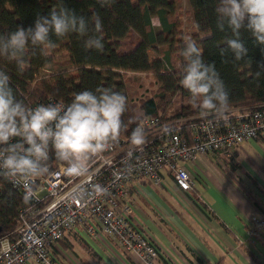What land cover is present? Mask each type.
<instances>
[{
    "label": "trees",
    "instance_id": "obj_1",
    "mask_svg": "<svg viewBox=\"0 0 264 264\" xmlns=\"http://www.w3.org/2000/svg\"><path fill=\"white\" fill-rule=\"evenodd\" d=\"M191 11L193 28L189 35L179 29V16L174 0H113L101 7L97 0H65L68 7L77 14L90 20L99 14L102 31L98 33L105 45L103 51L84 47V38L71 34L64 38L53 37L56 47L50 50L40 48L27 51L26 62L20 66L15 61L0 57V71L10 77L11 86L18 99L27 106L38 99L51 97L68 104L74 94L83 91H95L98 87H111L127 97V111L122 117L127 125L120 138H130L131 131L137 127L136 113L145 116H162L169 119L179 116H191L200 111L190 102V93L180 83L182 75L169 76L155 73L152 76L155 92L152 96L130 100L125 86L123 73H149L150 63L147 52L159 48L160 57L174 73L182 71L181 50L188 39H193L202 49L203 57L214 62L221 79L229 92V108L253 107L264 104V51L256 45L250 33L243 38L248 48L251 62H233L231 55L222 57L220 49L224 47L225 37L230 32L217 29L215 7L217 0H186ZM58 0H0V34L14 31L17 25L25 28L32 26L37 14L46 15L57 6ZM151 18L158 21V29L151 25ZM130 33L137 36V44L132 50L118 51ZM175 61V63L172 62ZM64 61L72 69L39 77L41 70ZM179 94L181 110L168 114L169 99ZM28 203L23 196L14 191L7 180L0 178V236L13 231L18 223L20 209ZM74 242L89 252L78 237ZM57 243L63 250H72V245L63 237ZM89 254H91L89 252ZM56 257V259L54 258ZM53 254L54 264H58ZM253 264H264V259L251 257ZM208 264V263H206Z\"/></svg>",
    "mask_w": 264,
    "mask_h": 264
},
{
    "label": "clouds",
    "instance_id": "obj_2",
    "mask_svg": "<svg viewBox=\"0 0 264 264\" xmlns=\"http://www.w3.org/2000/svg\"><path fill=\"white\" fill-rule=\"evenodd\" d=\"M113 0H97L101 7ZM217 29L230 32L225 37L220 55H231L233 62H251L243 34L250 33L256 45L264 51V0H217L214 9ZM103 25L99 14L90 20L68 7L65 0L46 15L37 14L34 24L0 34V57L22 66L27 51L56 47L59 39L77 34L84 38V47L103 51L105 45L98 33ZM182 79L180 83L190 93V102L204 116L224 114L229 109L230 96L214 62L204 59L202 49L188 39L181 50ZM256 72V76L264 73ZM11 77L0 71V178L23 188L24 202L36 195L34 179L48 173L50 153L63 165L65 175L73 178L90 176L93 158L109 152L119 143L127 125L122 117L127 111V97L111 87H98L74 94L68 104L50 103L29 107L17 98ZM145 130L135 127L130 143L135 149L146 144ZM132 152L128 153L131 157ZM108 195V189L94 184L81 189L76 197L85 200Z\"/></svg>",
    "mask_w": 264,
    "mask_h": 264
},
{
    "label": "built area",
    "instance_id": "obj_3",
    "mask_svg": "<svg viewBox=\"0 0 264 264\" xmlns=\"http://www.w3.org/2000/svg\"><path fill=\"white\" fill-rule=\"evenodd\" d=\"M165 68L169 76L182 75V71ZM50 103L62 102L45 97L29 107ZM136 117L137 127L145 130L147 142L142 150L135 149L130 138H120L109 152L91 160L89 177L65 175L61 162L50 153L48 173L34 179L35 197L20 209L16 228L0 236V264H54L52 248L77 231L93 240L111 237L144 264H154L160 251L132 216L129 185L144 180L158 186L166 175L176 189L187 191L194 178L185 164L206 155L233 162V150L239 144L264 135V104L208 116L197 113L169 119L137 112ZM7 182L24 197L22 187ZM94 184L105 186L108 195L85 200L76 197L78 191L90 190ZM263 216L256 213L251 217L248 239L263 231Z\"/></svg>",
    "mask_w": 264,
    "mask_h": 264
},
{
    "label": "crops",
    "instance_id": "obj_4",
    "mask_svg": "<svg viewBox=\"0 0 264 264\" xmlns=\"http://www.w3.org/2000/svg\"><path fill=\"white\" fill-rule=\"evenodd\" d=\"M130 37L136 45L137 36ZM233 159L206 155L185 164L194 178L187 191L176 189L166 175L158 186L144 180L129 185L132 216L160 251L154 264H253L251 257L264 259V229L247 238L251 217L264 215V135L239 144ZM69 234L83 241L91 254L78 247L96 264H144L111 237ZM54 253L58 264H89L73 245L63 250L56 243Z\"/></svg>",
    "mask_w": 264,
    "mask_h": 264
},
{
    "label": "rangeland",
    "instance_id": "obj_5",
    "mask_svg": "<svg viewBox=\"0 0 264 264\" xmlns=\"http://www.w3.org/2000/svg\"><path fill=\"white\" fill-rule=\"evenodd\" d=\"M136 0H132V2H135ZM175 7L177 8V13L179 16V29L181 32L185 35H189L193 28V22H192V16L191 11L189 9V6L186 2V0H174ZM153 28H158V22L156 18L152 19ZM192 27V28H191ZM134 39L129 38V40L125 41L123 43V46L118 49V51H125L127 49L132 50L135 45L133 44ZM148 58L149 63L151 64V69L149 73H123L125 76V86L127 88V94L128 98L130 100H133L134 102H137L138 99L147 98L153 95L155 92V85L152 81V76L155 73H166L167 70L165 67L167 65L164 64L160 57V49L154 48L148 51ZM173 63H175L174 60H172ZM165 65V66H164ZM72 67L70 64L64 62V61H57L54 64L46 67L45 69L41 70L39 73V77H44L48 75H53L56 73H63L71 70ZM168 69V68H167ZM182 104V101L179 98V94H173L169 99V107L167 110L168 114H173L174 111L177 112L181 110L180 106ZM72 234V233H71ZM67 239H69L73 245L74 251H76L80 256H83L84 260H86L89 264H96L94 263L93 259H91L89 256H87L79 247L78 245L73 241V236L70 234L66 235ZM79 264V263H78Z\"/></svg>",
    "mask_w": 264,
    "mask_h": 264
}]
</instances>
